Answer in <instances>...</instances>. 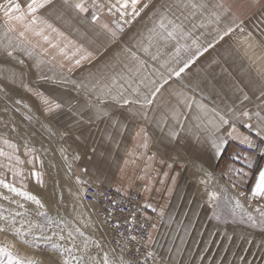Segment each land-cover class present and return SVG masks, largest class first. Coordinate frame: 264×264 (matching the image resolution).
<instances>
[{
	"label": "snow or ice",
	"instance_id": "6c2138e0",
	"mask_svg": "<svg viewBox=\"0 0 264 264\" xmlns=\"http://www.w3.org/2000/svg\"><path fill=\"white\" fill-rule=\"evenodd\" d=\"M255 2L256 0H253V3ZM140 3L141 0H115V3L111 0H104L103 3L100 0H91V4L88 0H62V7L81 15L91 8V24L98 26L114 42L119 38V34L125 31L123 25L131 24L149 7L152 0L138 9ZM49 5H53V0H27L26 5L23 6L18 0H5L4 4H0L5 34L16 33L19 38L14 45L9 38L8 44L3 48L7 56L11 57L15 51L23 50L26 56L34 58V67L38 69L39 79L53 80L54 77L45 75L42 69L54 65L61 70L59 79L55 82L71 83L77 89L83 90L86 96L91 94L86 104V108L90 111L89 122L107 121L111 127L122 129L123 126L114 113L118 109H124L133 117L145 121L154 119L155 126L169 143L183 144L188 141L212 151L218 159L222 157L229 142H236L237 149L230 155L233 163L228 164L220 173V178L228 180L233 190L247 182L254 167V159L264 158V80L260 81L257 89L259 91L257 100L260 103L256 105L255 111H250L247 107L236 110L229 106L227 112L215 107L210 108L202 102L206 97L196 98L195 86L184 85V88L191 87L193 95H189L187 91L173 89L169 85L173 78L182 79V74L198 57L231 34L234 28L240 27L236 23L235 13L232 12L228 0H157L149 16L152 26L147 28L146 33L140 34L139 40L133 47L124 46L126 62L120 61L123 65L122 70L116 71L114 63L105 64L103 70L89 73L87 80L79 82L65 76L62 70L67 66L68 71L71 72L73 68H79L84 62L93 60L94 54L83 44H77L69 39L48 19L39 15L40 10ZM105 8L110 15L119 14V19H113L111 26L100 19ZM197 14L200 15L201 21L193 23L190 28L187 27L190 18ZM229 16L231 23H224L222 28L214 27L212 31L215 35L210 42H206V46L201 43L204 33L200 36L194 35L197 28L206 29L209 24L220 25ZM241 31H244L243 28ZM29 35L39 40L32 43ZM248 37H251V33H248ZM248 37L245 38L246 41ZM253 46L249 44L250 48ZM138 53H143L144 56L157 62L159 67L149 64ZM119 56L120 53H117L118 60ZM19 63L23 64L24 61L20 60ZM165 85H169L168 97L164 96ZM22 86L31 91L27 83H22ZM2 90L0 88V91ZM237 91L241 93L239 98L241 104L250 99L242 88L237 87ZM34 94L44 105L45 115L62 107L54 99L44 96L42 92L36 91ZM16 103L21 104V101L17 100ZM24 107L28 108V105L24 104ZM73 115L81 116V113H73ZM25 119L30 120L31 117L26 116ZM238 123L242 124L247 132H241L237 127ZM11 130L15 132L16 128L13 127ZM46 130L52 135L56 134L50 129ZM60 135L63 137L64 133ZM137 136L142 137L143 140L139 147L147 150L148 134L140 128ZM0 144L10 149L5 151L4 148H0V157L4 158L0 160V169L11 172L13 178L11 181L6 180L4 172H0V189L7 193L0 192V200L16 205V209H9L0 204V233L5 234L7 241L0 243V264H149L150 260L154 262L152 251L137 255L140 253L138 247L135 253L131 250L130 242L137 241V236L132 235L136 230L133 227L136 222L135 212L130 214V218L125 219L127 234L120 232L122 225L119 222L112 223L118 201L105 195L111 206L106 210L103 220L97 219L98 213L94 216L90 205L84 203L87 196L85 186L91 185L87 180L77 176L76 190H69L72 196L71 217L63 214L60 207H57L55 214H49L43 201L27 190L25 183L27 177L20 168L25 161L16 154L19 151L18 145L6 135H0ZM23 147L24 155L29 157L27 160L29 165L40 162V157L34 155L36 152L34 147H31L27 141ZM241 148L247 151H241ZM61 151L64 153V160L68 162L67 150L61 149ZM72 159L78 160L79 156L76 155ZM153 159H155L154 155L148 157L149 161ZM237 161L240 166H236ZM160 162L164 163L163 160ZM66 167L71 173V164L66 163ZM168 167L171 168L172 164ZM29 176L43 186L42 172L36 171L33 167ZM204 176L205 178L199 182L205 185L207 203L213 209L210 219L223 224L240 223L264 232V205L255 208L253 211L256 215H254L241 202L244 192L231 195L228 187L219 185L218 182L213 185L214 178L211 173L205 172ZM115 192L122 194L120 188H116ZM96 198L95 195L92 197L93 200ZM253 199H264V166L257 168L251 184L248 200L251 202ZM26 203L35 205L34 215L30 213ZM59 204L63 205L62 197ZM120 211L123 212L124 209L120 208ZM102 225L117 231L118 235L123 237V243L120 239H116L114 247L108 240L107 234L101 232ZM140 227L143 228L144 225L140 224ZM8 235L30 251L25 254L17 252L15 242L7 240ZM151 241L152 236L149 233L148 243Z\"/></svg>",
	"mask_w": 264,
	"mask_h": 264
},
{
	"label": "crops",
	"instance_id": "0c3cea01",
	"mask_svg": "<svg viewBox=\"0 0 264 264\" xmlns=\"http://www.w3.org/2000/svg\"><path fill=\"white\" fill-rule=\"evenodd\" d=\"M18 2L23 6L27 0ZM100 2L103 3L104 0ZM111 2L115 3V0ZM156 2L157 0H152L149 7L131 24H124L125 31L119 34V38L114 42L98 26L91 24V8L81 15L65 10L62 7V0H53V5L41 9L39 15L48 19L69 39L77 44H83L93 52L94 59L90 62H84L81 67L73 68L71 72L67 66L62 70L65 76L79 82L87 80L89 73L103 70L105 64L114 63L116 71L122 70L123 65L120 61L126 62L123 48L133 47L140 34L146 33L147 28L152 26L149 16ZM4 3L5 0H0V4ZM88 3L91 4V0H88ZM145 3H149V0H141L138 9ZM228 3L235 13L236 23L244 31L234 36L229 34L219 41L186 69L182 79L173 78L169 85L173 89H183L189 95H193L191 87L184 88V85L195 86L196 98L206 97L202 102L210 108L215 107L227 112L228 107L232 106L236 110L247 107L250 111H255L256 105L260 103L257 100L259 96L257 89L260 81L264 80V0H256L255 3L253 0H228ZM100 19L111 26V21L119 19V14L110 15L105 8ZM200 21L201 17L197 14L190 18L187 27L190 28L193 23ZM224 23H231V16L224 19L220 25L209 24L206 29L197 28L194 35L200 36L204 33L201 43L206 46V42H210L215 35L213 28H222ZM240 27L234 28L233 32ZM248 33H251V37H248ZM9 38L13 45L19 39L16 33L5 34L3 14L0 13L1 87L11 95L24 96L25 100L33 98L36 111L41 112V116L49 122L48 125L64 133L62 140L77 145L71 147L72 150L79 148L84 150L83 157L89 155V160L92 161L85 170V175L87 174L85 180L90 185H102L113 190L120 188L122 194L139 192L142 205H151L145 207L150 214L152 209L161 217L162 222H176V228L171 232L162 228L157 231L152 227L150 231L152 241L147 243L154 255L165 259L168 264H264V232L240 223L223 224L210 219L213 209L207 203L205 185L199 182L205 178L204 173L207 172L214 178L213 185L218 182L219 185L228 187L231 195L244 192L241 202L248 211L256 215L253 210L264 205V199H253L250 202L248 194L257 168L264 166V158L254 159V167L247 182L233 190L228 180L220 178V173L228 164L233 163L230 155L237 149L236 142H229L222 157L218 159L212 151L188 141L183 144L169 143L155 126L154 119L145 121L131 116L124 109H118L114 113L122 124V129L111 127L107 121L89 122L90 111L86 104L91 94L86 96L83 90L77 89L71 83L55 82L59 79L61 70L54 65L42 69L45 75L54 77L53 80L39 79L38 69L34 67V58L26 56L23 50L15 51L11 57L6 55L3 48L8 44ZM29 39L32 43L39 40L31 35ZM249 44L254 46L250 48ZM133 50L135 51V48ZM117 53H120L119 60ZM138 54L149 64L159 67L157 62L143 53ZM20 60L24 63L20 64ZM22 83H27L31 91L25 89ZM169 85H165V97L169 96L167 91ZM237 87L242 88L250 97L243 104L240 103L241 93L237 91ZM36 91L54 99L62 107L45 115L44 105L34 94ZM73 113H81L83 118L74 116ZM237 127L241 132H247L242 124L238 123ZM140 128H143L149 137L147 150L139 147L143 142L142 137L137 136ZM226 128L227 126L224 130ZM24 143L23 140V145ZM4 150L10 151L7 148ZM240 150L247 151L244 148ZM16 154L26 157L24 147L19 148ZM153 155L155 159L149 161L148 157ZM161 160L164 163H161ZM169 164H172L171 168L168 167ZM235 164L240 166L238 161ZM107 175H112V179L104 177Z\"/></svg>",
	"mask_w": 264,
	"mask_h": 264
},
{
	"label": "rangeland",
	"instance_id": "374dc122",
	"mask_svg": "<svg viewBox=\"0 0 264 264\" xmlns=\"http://www.w3.org/2000/svg\"><path fill=\"white\" fill-rule=\"evenodd\" d=\"M236 33L235 31V34ZM0 88H2L1 85ZM2 89L3 90L0 91V135H6L12 142L16 143L19 148H23V140L24 142L27 141L30 146H34L36 149L34 155L40 157V162L29 165L27 163L29 157L21 155L25 163L21 165L20 168L23 170L24 176L27 177L25 180L27 190L37 195L43 201L49 214H55L57 207H60L63 214L68 215L70 218L71 212L69 211V207L72 201L70 202L71 198H69V196L71 195L69 190H76L75 177L79 176L82 180H85V176H87V174L85 175V170H87L88 164L92 160H89V155L83 157L85 154L84 150L80 148L71 149V147L77 145H71L62 140L63 138L60 135V130L49 126V122L41 116V112L36 111V104H33L35 102L33 98H26L25 100L24 96L11 95L6 92L5 88ZM17 100H20L21 104H17ZM24 104H27L28 108H25ZM29 109H31V111H29ZM26 116H30L31 119H25ZM13 127L16 128L15 132L11 130ZM46 129H50L56 134L52 135ZM0 148L5 149L6 147L0 144ZM61 149L67 150V155L69 157L68 162L64 160V153H62ZM76 155L79 156V159H72V157ZM0 160H4V158L0 157ZM66 163L71 164V173H69ZM33 167L36 171L43 173V186L37 184L35 180L29 176ZM0 172H4V178L6 180L11 181L13 179L10 172L4 169H0ZM104 177L112 179V175ZM0 192H5V190L0 189ZM5 194L7 193L5 192ZM129 194L140 195L139 192L136 191ZM61 197L63 199V205L59 204ZM14 199L18 198L14 197ZM0 204H3L4 207L9 209H16V205L8 201L0 200ZM26 207L29 209L30 213L34 215L35 205L26 203ZM150 215L153 219V228L155 230L160 231L161 228L167 232L175 230L176 222H162L161 217L156 212H153L152 209ZM7 240L15 242V250L20 254H25L30 251L25 245L19 243V241H15V238L11 235H8ZM5 242H7L5 240V234L0 233V243ZM168 257L172 259L170 256ZM154 264L168 263L165 259L154 255Z\"/></svg>",
	"mask_w": 264,
	"mask_h": 264
},
{
	"label": "built area",
	"instance_id": "2783aa9c",
	"mask_svg": "<svg viewBox=\"0 0 264 264\" xmlns=\"http://www.w3.org/2000/svg\"><path fill=\"white\" fill-rule=\"evenodd\" d=\"M241 28L236 30L237 33H242ZM235 35V32L231 33V36ZM259 158V157H258ZM87 191V196L84 202L92 208L94 216L98 213L96 217L99 220H103L104 216L106 215V210L111 206L110 201L105 199V195L112 199L118 201V206L115 208L112 223L119 222L122 227L119 229L120 232H126V226L124 225L125 219L130 218V214L135 212L136 214V222L134 223L133 227L136 229L132 235L137 236V241H132L131 243V250L135 253L136 248L140 249V253L137 255L146 253L150 251L148 246V235L153 227V219L148 212V210L142 205L140 198L136 194H118L115 190L102 186V185H91L90 187L85 186ZM104 194V195H100ZM97 198L95 200L92 199L93 196ZM120 208H123L124 211L121 212ZM140 224H143L144 227L141 228ZM101 229L103 233L107 234L108 240L112 242L113 246L115 247L114 241L116 239H120L123 243V237L118 235L117 231L111 230L107 226L102 225ZM119 250V249H117ZM153 261L150 260L149 264H152Z\"/></svg>",
	"mask_w": 264,
	"mask_h": 264
},
{
	"label": "bare ground",
	"instance_id": "6f19581e",
	"mask_svg": "<svg viewBox=\"0 0 264 264\" xmlns=\"http://www.w3.org/2000/svg\"><path fill=\"white\" fill-rule=\"evenodd\" d=\"M69 198H71L70 199V202L72 201V196H69ZM72 203V202H71ZM85 203V202H84ZM86 204V203H85ZM70 208V207H69ZM70 211V210H69ZM102 232H103V230H102Z\"/></svg>",
	"mask_w": 264,
	"mask_h": 264
}]
</instances>
